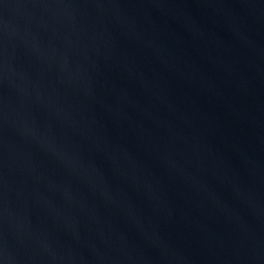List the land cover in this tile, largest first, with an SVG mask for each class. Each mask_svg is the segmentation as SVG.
<instances>
[{"label": "water", "instance_id": "water-1", "mask_svg": "<svg viewBox=\"0 0 264 264\" xmlns=\"http://www.w3.org/2000/svg\"><path fill=\"white\" fill-rule=\"evenodd\" d=\"M0 264H264V0H0Z\"/></svg>", "mask_w": 264, "mask_h": 264}]
</instances>
